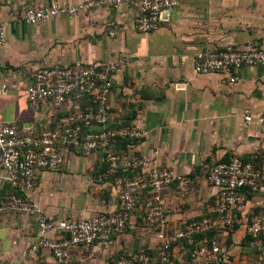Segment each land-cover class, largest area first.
<instances>
[{"label": "crops", "instance_id": "0c3cea01", "mask_svg": "<svg viewBox=\"0 0 264 264\" xmlns=\"http://www.w3.org/2000/svg\"><path fill=\"white\" fill-rule=\"evenodd\" d=\"M78 1L0 0V24L6 31L0 76L7 85L0 93V119L27 133L47 130L57 115L55 108L47 102L33 113L27 103L25 90L35 71L113 60L110 104L147 133L130 146L132 154L154 156L160 168L195 176L190 189L174 186L160 193L170 223L179 226L213 216L215 190L206 174L215 164L236 156L261 157L260 189L247 198L252 211L264 210V129L256 121L264 115V66L241 69L235 84L225 82L220 74L199 75L193 69L194 57L201 51L264 49V0H180L159 29L146 34L134 29L135 11L128 6L71 18L61 15L38 26L22 21L28 7ZM246 116L253 120L246 122ZM67 161L60 172L41 171L36 176L29 194L44 212L66 220L115 212L116 192L98 181L102 156L85 158L74 150ZM3 175L0 168V196L8 187ZM128 226L112 248H73L72 259L113 264L116 254L134 255L161 242L160 231L142 224L137 214ZM220 238L226 239L223 231ZM245 238L242 219L225 241L227 264H259L264 257V243L249 250ZM36 239L35 218L15 212L0 216V264H55L47 252H29ZM182 249L175 247L173 255H182Z\"/></svg>", "mask_w": 264, "mask_h": 264}, {"label": "built area", "instance_id": "2783aa9c", "mask_svg": "<svg viewBox=\"0 0 264 264\" xmlns=\"http://www.w3.org/2000/svg\"><path fill=\"white\" fill-rule=\"evenodd\" d=\"M179 1L81 0L73 5H39L28 7L22 21L38 26L61 15L71 18L128 6L135 11L134 29L146 34L159 29ZM5 41V27L0 24V47ZM254 66H264L263 48L201 51L194 57L193 69L199 75L220 74L225 82L235 84L238 71ZM115 71L113 60L48 66L35 71L25 90L28 107L37 113L42 104L48 102L57 115L51 126L39 134L27 133L16 124L0 119V168L4 173L3 182L12 189L0 196V216L15 212L35 218L37 239L29 246V252H47L55 264H85L72 259L73 248L83 251L94 247L112 248L116 236L126 230L135 214L142 224L160 231L161 242L153 249L121 255L113 264H227L229 250L218 240L204 239L195 244L189 254L177 257L173 249L183 241L193 245L197 236H206L213 230L233 231L242 219L250 239L246 248L258 250L260 236L264 234V210L252 211L247 193L259 191L262 175L254 162L238 156L215 164L206 174L207 182L215 190L213 216L193 219L175 226L172 231L169 229L170 218L160 193L174 186L186 190L193 180L172 169L160 168L154 156L132 154L130 145L127 149L117 147L120 141H140L147 133L136 125H122V111L110 104ZM6 90L7 85L0 76V93ZM244 120L249 123L253 118L246 116ZM256 121L264 129V115ZM74 150L85 158L95 154L102 156L105 170L98 181L109 184L116 192L115 212L79 220L54 219L30 196L37 174L60 172ZM259 264H264V257Z\"/></svg>", "mask_w": 264, "mask_h": 264}, {"label": "trees", "instance_id": "16d2710c", "mask_svg": "<svg viewBox=\"0 0 264 264\" xmlns=\"http://www.w3.org/2000/svg\"><path fill=\"white\" fill-rule=\"evenodd\" d=\"M84 105H86V104H84ZM84 105H83V106H84ZM120 123H121L122 125H130V124H132V117L129 118V117H127V116H122V118H121V120H120ZM135 142H136V141H120V142L117 144V147L127 149V147H128L129 145L132 146V145H134ZM242 160H244V161H252V162H254V164H256V167L259 169L258 161H257L256 159H254V160L252 159V160H251V159H249V158H246V159H242ZM104 170H105V168L103 167V169H101V171L99 172L98 175L102 174ZM193 178H195L194 175L192 176V179H193ZM4 190H5V191H4L5 194L8 193V192H12V189H11L10 186L5 187ZM254 194H255V193H254ZM2 195H4V194H2ZM2 195H1V196H2ZM247 197H248V198H251V197H252V193H251V192H250V193L248 192V193H247ZM255 212H258V210L255 211ZM138 219H140V218L138 217ZM200 219H201V218H200ZM237 226H238V225L235 226V228H234L233 231L225 232L227 241H228V239L231 237V235L233 234V232L236 230ZM220 232L222 233L221 230H213V231L209 232L206 236H205V235L197 236V237L195 238V243H194L193 245H190V244H188L186 241H183V242H181L178 246H181V247L184 249L183 253H185V254H189V253L194 249L195 244H199V243L203 242L204 239H206V240H208V241H212V240H218V241H220V240H221V238H220ZM226 239H225V241H226ZM249 240H250L249 237L246 236V238H245V244H246V245H247V243L249 242ZM225 241H224V244L226 245L227 249H229V245H228V243L225 242ZM260 242H261L262 244L264 243V234L260 236ZM152 254H153V253H152ZM154 258H157V255H154ZM174 264H177V263L175 262Z\"/></svg>", "mask_w": 264, "mask_h": 264}, {"label": "rangeland", "instance_id": "374dc122", "mask_svg": "<svg viewBox=\"0 0 264 264\" xmlns=\"http://www.w3.org/2000/svg\"><path fill=\"white\" fill-rule=\"evenodd\" d=\"M259 158H261L260 156H258L257 158H256V160L258 161V163L261 165V159H259ZM191 188V185L189 186V189ZM201 208H203L202 206H200V209ZM255 212V211H254ZM178 226V225H177ZM129 226H127V228H128ZM175 227V225L174 224H170V226H169V229L172 231L173 230V228ZM127 228H126V230H127ZM153 229H156V227H152ZM125 230V231H126ZM221 242H224L223 240H220ZM183 251H184V249H182ZM118 255V256H117ZM122 254H116L115 256H113V258H117V257H119V256H121ZM123 255H126L127 256V254H123Z\"/></svg>", "mask_w": 264, "mask_h": 264}]
</instances>
